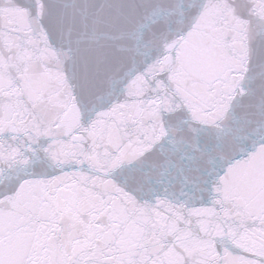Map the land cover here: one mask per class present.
Masks as SVG:
<instances>
[{
	"label": "snow or ice",
	"instance_id": "1",
	"mask_svg": "<svg viewBox=\"0 0 264 264\" xmlns=\"http://www.w3.org/2000/svg\"><path fill=\"white\" fill-rule=\"evenodd\" d=\"M0 264H264V0H0Z\"/></svg>",
	"mask_w": 264,
	"mask_h": 264
}]
</instances>
